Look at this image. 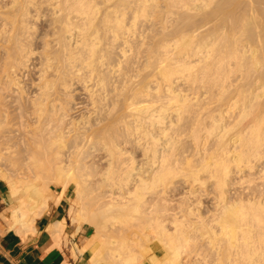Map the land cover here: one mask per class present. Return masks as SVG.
<instances>
[{
	"label": "bare ground",
	"instance_id": "obj_1",
	"mask_svg": "<svg viewBox=\"0 0 264 264\" xmlns=\"http://www.w3.org/2000/svg\"><path fill=\"white\" fill-rule=\"evenodd\" d=\"M0 167L93 264H264V0H0Z\"/></svg>",
	"mask_w": 264,
	"mask_h": 264
},
{
	"label": "crops",
	"instance_id": "obj_2",
	"mask_svg": "<svg viewBox=\"0 0 264 264\" xmlns=\"http://www.w3.org/2000/svg\"><path fill=\"white\" fill-rule=\"evenodd\" d=\"M53 192L55 196H61L64 192L60 202L50 203L49 208L36 219L34 230L27 234L20 233L12 218L16 203L8 183L0 178V264H93L92 246L80 251L90 240L93 231L90 225L83 224L79 228L78 222H73L75 210L71 209L75 196L70 207L69 187L66 191L62 187ZM63 220L65 227L61 239H57L53 236L52 228ZM154 251L158 255L157 250Z\"/></svg>",
	"mask_w": 264,
	"mask_h": 264
},
{
	"label": "rangeland",
	"instance_id": "obj_3",
	"mask_svg": "<svg viewBox=\"0 0 264 264\" xmlns=\"http://www.w3.org/2000/svg\"><path fill=\"white\" fill-rule=\"evenodd\" d=\"M46 20H47V18H46ZM45 20V16H42V19H40L39 18V21H38V28H37V30L39 31V34H42V33H45L47 30H48V21H46ZM45 22V23H44ZM48 22V23H47ZM1 168L2 169H6V167L4 166V168L3 167H0V172H1ZM5 169H4V172H5ZM4 172L3 173H0V178H2L3 177V174H4ZM4 178V180H6L5 179V177H3ZM2 178V179H3ZM36 183L38 184V185H43V183H44V180L43 179H37L36 180ZM59 188H61L62 189V186H61V183H58V182H56V181H53V182H51L50 183V185H49V188H48V190H47V195L49 196V205H50V203L52 202V201H55L59 196H55V194H54V192H53V190H58ZM198 188V186H196L194 189H197ZM53 189V190H52ZM75 189H76V185L74 184V183H72L70 186H69V190H70V192H69V203H70V206H71V204H72V198H74V196H75ZM206 205H208V201H207V199H206ZM75 207H76V205H75ZM49 208V207H48ZM47 208V209H48ZM86 225H88V224H86ZM92 231H93V233H94V229L92 228ZM154 247V250H157V252H158V255H162L163 254V248L161 247V246H159V245H155V246H153ZM156 248V249H155ZM145 264H147V263H145Z\"/></svg>",
	"mask_w": 264,
	"mask_h": 264
}]
</instances>
